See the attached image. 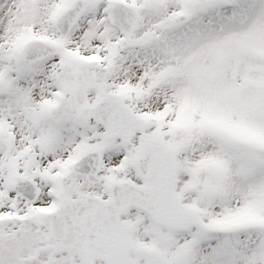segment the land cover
Masks as SVG:
<instances>
[{"label": "snow or ice", "instance_id": "6c2138e0", "mask_svg": "<svg viewBox=\"0 0 264 264\" xmlns=\"http://www.w3.org/2000/svg\"><path fill=\"white\" fill-rule=\"evenodd\" d=\"M0 264H264V0H0Z\"/></svg>", "mask_w": 264, "mask_h": 264}]
</instances>
